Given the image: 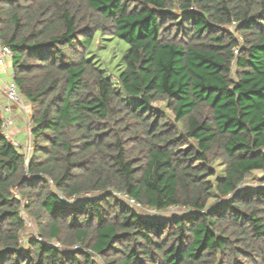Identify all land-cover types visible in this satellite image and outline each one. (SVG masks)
<instances>
[{"label": "trees", "instance_id": "16d2710c", "mask_svg": "<svg viewBox=\"0 0 264 264\" xmlns=\"http://www.w3.org/2000/svg\"><path fill=\"white\" fill-rule=\"evenodd\" d=\"M0 45L32 113L27 155L0 111V264H264V0H0Z\"/></svg>", "mask_w": 264, "mask_h": 264}, {"label": "rangeland", "instance_id": "374dc122", "mask_svg": "<svg viewBox=\"0 0 264 264\" xmlns=\"http://www.w3.org/2000/svg\"><path fill=\"white\" fill-rule=\"evenodd\" d=\"M128 50H129V44L126 41L118 38L117 36H109V35H104L101 32H96L88 48L87 57L92 59L99 67H101L104 70L106 76L111 77L112 80H114V82L117 84V87L119 88V84L116 81V79L117 76L123 71L125 67V56L127 55ZM9 60H10L9 58L6 60L4 59L3 63L0 65L1 75L3 74L4 71L9 72L8 65L11 63L9 62ZM130 99L134 102L137 101L135 98H130ZM154 106L165 112V114L170 118H173L172 112L168 111V108L163 101L155 102ZM28 144H29V140L26 138L24 143L22 144L26 148V150ZM21 151L23 152V149H21ZM213 166H215L220 172L222 169H224V166L218 164V162H215ZM263 178H264V171H255L254 173H252L247 177L246 181L242 185L243 187H250V186L261 187L259 185L264 184ZM82 196L84 198H87L92 196V194H84ZM222 199H224V197H222ZM129 203H131L132 206L137 208V210L144 215L165 217V216L180 214V211H177V209L175 208L156 213L154 210H146L144 208H141L138 204H135V202L133 201H130ZM215 203H218L217 198L216 197L211 198L209 204H215ZM23 214L26 223L25 230L23 231L24 239L25 237H31V236H34L35 238L38 239L40 235L36 220L34 219V217L26 213V211H24Z\"/></svg>", "mask_w": 264, "mask_h": 264}, {"label": "built area", "instance_id": "2783aa9c", "mask_svg": "<svg viewBox=\"0 0 264 264\" xmlns=\"http://www.w3.org/2000/svg\"><path fill=\"white\" fill-rule=\"evenodd\" d=\"M11 56H12V53L10 49L6 46L0 45V65L3 63L4 59L6 60L9 58L11 60ZM10 76L12 77V79L9 81H5L0 73V91L5 96V99H6L5 103L0 102V111H1V117H2L1 132L8 140L12 141L15 144H18V142L16 141L14 137L13 131H12L16 123L15 116H14V108H17L24 115L23 117L26 120L25 123H27L30 137H31L32 113L27 104V101L20 93L18 86L13 79V73H11ZM31 148H32V145L30 141L27 146V150H28L27 155L30 154ZM259 186L264 188V184L259 185ZM47 242L49 244H54L57 247H61V244L58 241H48L47 240Z\"/></svg>", "mask_w": 264, "mask_h": 264}, {"label": "crops", "instance_id": "0c3cea01", "mask_svg": "<svg viewBox=\"0 0 264 264\" xmlns=\"http://www.w3.org/2000/svg\"><path fill=\"white\" fill-rule=\"evenodd\" d=\"M9 62H11V60H9ZM8 70H9V72L7 71L8 73L4 71L2 74V77L4 78L5 81H9L12 79V77L10 76V74L13 73L11 63L8 65ZM0 102L2 103L6 102L5 96L2 93L0 94ZM14 116L16 122L12 129L14 137L20 142L19 144L22 147V149L28 153V150H26V148L22 145L26 138L29 140V142L31 141V137L27 129V123H25V119L23 117L22 112L19 111L17 108H14Z\"/></svg>", "mask_w": 264, "mask_h": 264}]
</instances>
